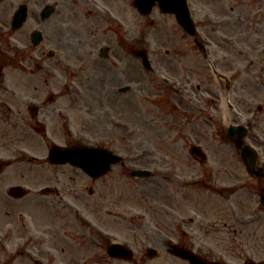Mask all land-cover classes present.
Segmentation results:
<instances>
[{
    "label": "rangeland",
    "instance_id": "1",
    "mask_svg": "<svg viewBox=\"0 0 264 264\" xmlns=\"http://www.w3.org/2000/svg\"><path fill=\"white\" fill-rule=\"evenodd\" d=\"M189 3L199 33H264V0ZM11 5L10 0H0V20L8 26ZM60 9L61 33L52 72L36 67L39 54L28 37L21 35L20 44L18 37H0V56L9 50L17 55L16 61L2 63L0 83V163L4 165L0 171V264H38V260L44 264H81L80 260L134 264L111 259L107 263L105 243L95 245L89 239L101 235L110 241L128 240L137 250L140 236L149 238L155 224H171L162 228L177 239L181 237L178 223L190 225L187 231L196 234L200 230L196 212L218 211L214 195H260L257 185L246 180L242 162L235 161L226 131L233 116L223 119L226 94L219 92V102L206 101L205 116L176 104L170 96L164 80L170 72L182 81L184 72L169 54L171 49L179 56L188 55L189 65L195 68L190 73L194 84L204 73L197 69V45L175 17L163 14L159 7L143 16L134 0H62ZM51 34L42 46L44 51L53 40ZM239 41L244 47V41ZM104 47H110L109 60L97 56ZM135 49L148 51L156 75L133 54ZM32 55L36 60L28 64L25 60ZM101 64L105 74L96 71ZM91 65L97 76L84 79ZM111 74L120 78L110 79ZM128 85L132 89L126 93L117 91V86ZM31 105L40 108L35 116L29 111ZM63 118H67L64 128ZM43 125L46 134L40 132ZM50 141L108 147L123 156L126 176L117 181L110 174L92 184L80 169L50 165ZM195 143L205 150L206 162L191 155ZM31 157L38 161L31 162ZM134 169H150L156 176L133 177ZM238 169L236 179L233 171L236 174ZM17 185L29 191L25 198L9 196ZM45 188L50 192L42 194ZM90 188L95 195H89ZM172 195L185 198L187 206L175 207L168 199ZM161 205L174 210L164 212ZM243 212L239 213L247 218L253 215ZM254 217L253 225L233 231V264L250 258L264 264V214ZM213 235L206 240L211 246L205 250H213L225 263L231 255L226 250L228 235L221 230Z\"/></svg>",
    "mask_w": 264,
    "mask_h": 264
},
{
    "label": "flooded vegetation",
    "instance_id": "2",
    "mask_svg": "<svg viewBox=\"0 0 264 264\" xmlns=\"http://www.w3.org/2000/svg\"><path fill=\"white\" fill-rule=\"evenodd\" d=\"M20 1L26 2L29 5L31 3L34 6L32 13L29 11L27 22L22 28L15 30L12 25L13 18ZM16 2V5L13 2L11 5L10 26L0 20V26L7 27L6 30L0 27V37H18L21 39L20 36L25 35L30 39L34 31L40 29L43 31L45 37L43 44L49 39L47 34L52 33L51 38L53 40L48 46L57 47V40L60 37L59 33H61L60 6L62 5V0H17ZM46 5H50L52 8L49 17L45 16ZM27 26H30V28ZM239 40L244 41V47L240 46ZM197 45L200 52L197 69L204 71V73L200 74V79L197 84L192 82L190 73L195 68L189 65L188 55L184 53L182 56H179L174 53L173 49L170 50L169 54L174 56L173 60L176 66L180 65L182 71H184L182 81L171 73L172 81L168 83L169 91L171 92L170 96L175 100L176 104L198 112L199 116H205L206 107L204 105H206L207 100H212L213 103L219 102V92H224L226 95H229L233 101V125L243 126L246 129L242 139H237V136L233 138L234 158L236 162L239 160L242 161L247 174L246 180L257 185L260 190V195H254V191V193L249 192L250 195L240 197H233V195H214L216 199H213V201L221 214L218 215L219 212L216 210L214 214H208L205 211L198 210L200 230L195 232L196 234H191L190 231H187L190 225L184 227L181 223H178L176 224V228L178 232H181V237L178 239L162 228H170L171 224H155L152 230L153 233L149 234V238L144 237L143 239V236H140L137 250L133 248L128 240L125 243L126 246L128 245L129 248L131 247L133 249L134 254L131 263L134 264H190L187 260H183L174 255L173 243L195 251L199 256L214 262V264H233V231L237 232L238 228H242L239 229L242 232L249 224L253 225V222L257 221L254 215L264 214V205L261 201V190L264 187V33H200ZM34 50L39 51L42 63L45 60L49 61V66L42 64L39 66V69L41 71L52 72L55 69L52 63L54 58H45L44 56L45 52L49 54L50 50L44 51V48L41 46L35 47ZM97 56H101V52H98ZM8 57L9 55L5 57L0 56V62L5 63L9 61ZM25 61H28V59ZM91 64H93V61ZM216 69L228 73L230 79L228 81L216 80L213 74V70ZM94 70L91 65V68L89 67L87 69L84 79L94 80L97 76ZM98 70L102 71L101 74H105L107 71L103 64H101L100 68L96 69V71ZM205 70H209V73L214 77V81H211L207 77ZM88 72H90L89 75ZM111 77L120 78L115 74H111L110 79ZM110 79L107 77L108 82ZM63 123L67 124L65 118H63V122L61 121L64 128L65 125ZM245 147L249 148L248 153H244ZM252 150H254V155ZM244 158L246 160L248 159V166L245 165ZM238 173H241L239 169L236 172L237 175L233 171V177L238 179ZM111 174H115L114 178L117 181L125 177L124 161L113 166ZM90 181L92 184H95L99 179L91 178ZM90 190L91 195L96 194L92 188ZM168 199L171 200L175 207L178 204L187 206L186 204L188 203L185 198H181L180 196L172 195ZM203 205L206 206L205 201ZM238 206L242 207L243 213H246V211L249 213L251 211L253 215H250L248 218L244 217L245 214L239 215L237 212ZM162 207L164 212L165 208H170L168 205ZM170 210L174 209L171 207ZM190 221L193 222L194 219L190 218ZM259 222L257 225H259ZM219 230L228 235L225 240L228 243L226 250L231 255H229V260L225 259V263L221 262L222 258L213 250H205V248H210L211 246L210 244L208 245L209 241L206 242V240L214 236L213 233ZM99 237L100 239L97 235L95 239L89 237L91 238L89 242L95 245L104 242L106 247H108L107 239H103L101 235ZM198 242H200V245ZM218 243V240H215V245ZM197 245H199V249L195 248ZM106 247L102 248L105 253ZM123 253L125 255L131 254L130 251H124ZM110 259L119 262L127 261L124 258L108 257V259L106 258L107 263ZM80 261L81 264H89V262ZM68 264L72 263L69 262Z\"/></svg>",
    "mask_w": 264,
    "mask_h": 264
},
{
    "label": "water",
    "instance_id": "3",
    "mask_svg": "<svg viewBox=\"0 0 264 264\" xmlns=\"http://www.w3.org/2000/svg\"><path fill=\"white\" fill-rule=\"evenodd\" d=\"M157 3L164 13L175 14L177 21L185 29V31L191 35L196 34L195 22L189 11L187 0H135V6L144 15L150 14L153 7ZM25 18L26 7H21V10L17 14V26H20ZM36 36L37 37H35V40L38 43L40 35L37 34ZM136 54L143 58V63L146 67H151L147 52L145 50H137ZM31 111L34 112L35 108H31ZM229 138L233 140V126L230 128ZM191 152L196 158L205 159V154L198 145H193L191 147ZM119 159L120 157L114 155L111 151L83 145H76L67 148L53 144L49 152V161L51 163H70L73 166L82 168L87 174L96 178L107 173L110 170L111 164L117 162ZM148 174V171L138 170L135 172V175L137 176H146ZM10 194L14 197H21L25 195V190H23L21 187H14L12 188ZM120 248H124V246L115 244L112 245L108 251L111 255L116 256L118 253H115L113 250ZM174 253L181 258L188 259L192 264H206L205 260L199 258L196 254L188 249L174 246Z\"/></svg>",
    "mask_w": 264,
    "mask_h": 264
}]
</instances>
